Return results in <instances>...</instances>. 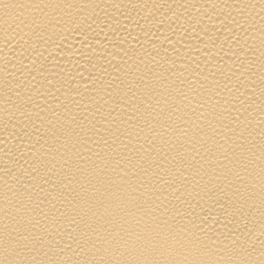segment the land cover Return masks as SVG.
Here are the masks:
<instances>
[{
  "label": "bare ground",
  "instance_id": "bare-ground-1",
  "mask_svg": "<svg viewBox=\"0 0 264 264\" xmlns=\"http://www.w3.org/2000/svg\"><path fill=\"white\" fill-rule=\"evenodd\" d=\"M0 264H264V0H0Z\"/></svg>",
  "mask_w": 264,
  "mask_h": 264
}]
</instances>
